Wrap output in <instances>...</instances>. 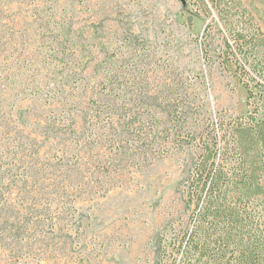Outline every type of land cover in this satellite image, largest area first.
Returning a JSON list of instances; mask_svg holds the SVG:
<instances>
[{
  "label": "rangeland",
  "instance_id": "obj_1",
  "mask_svg": "<svg viewBox=\"0 0 264 264\" xmlns=\"http://www.w3.org/2000/svg\"><path fill=\"white\" fill-rule=\"evenodd\" d=\"M242 3L264 26V0ZM212 18L198 0H0V264H154L189 217L199 128L264 111Z\"/></svg>",
  "mask_w": 264,
  "mask_h": 264
},
{
  "label": "trees",
  "instance_id": "obj_2",
  "mask_svg": "<svg viewBox=\"0 0 264 264\" xmlns=\"http://www.w3.org/2000/svg\"><path fill=\"white\" fill-rule=\"evenodd\" d=\"M198 1L245 76L248 99L263 104L264 26L242 0ZM200 51L209 62L207 40ZM196 134L183 191L189 217L158 239L154 264H264V111L207 122Z\"/></svg>",
  "mask_w": 264,
  "mask_h": 264
}]
</instances>
